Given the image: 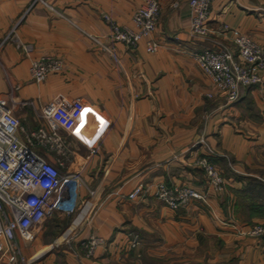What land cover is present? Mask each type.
<instances>
[{
  "label": "crops",
  "instance_id": "1",
  "mask_svg": "<svg viewBox=\"0 0 264 264\" xmlns=\"http://www.w3.org/2000/svg\"><path fill=\"white\" fill-rule=\"evenodd\" d=\"M141 3L0 0V97L29 131L44 124L49 102L69 112L65 171L79 173L80 202L90 201L77 224V215L45 218L34 240L19 241L22 254L31 264H264V237L228 225L264 222V210L239 196L251 178L264 182V82L230 103L194 58L235 50L222 25L264 45V0H214L207 37L189 31V0H159L155 53L145 37L135 50L115 43L103 16L132 27ZM43 55L62 59L64 69L36 83L30 68ZM201 139L217 153L220 193L194 164L206 152ZM158 182L192 186L204 200L172 209L150 192L128 197L138 184ZM130 233L139 236L136 247ZM90 236L103 242L88 257L82 241ZM10 260L0 251V264H17Z\"/></svg>",
  "mask_w": 264,
  "mask_h": 264
},
{
  "label": "built area",
  "instance_id": "2",
  "mask_svg": "<svg viewBox=\"0 0 264 264\" xmlns=\"http://www.w3.org/2000/svg\"><path fill=\"white\" fill-rule=\"evenodd\" d=\"M132 16V27L119 25L104 14L115 43H122L128 49H137L142 38H147V50L155 53L159 49L153 38L161 15L159 0H141ZM214 0H189L191 20L189 31L198 37L211 35V7ZM222 34H229L235 50L222 46L204 49L194 54L202 74L215 86L217 91L230 103L237 102L242 89L264 82V45L242 33L239 29L222 25ZM64 69L62 59L43 55L34 59L30 74L36 83L44 82L52 72ZM44 124L29 131L16 116L7 99L0 97V251L10 252L12 262L31 264L21 251L20 240L32 241L36 227L55 213L68 216L81 213L90 201L80 202V175L65 171L72 153L70 143L62 131L72 125L67 110L56 102H49L42 109ZM199 143L205 153L194 164L203 169L208 186L220 193L226 181L218 165L212 160L217 153L205 139ZM151 193L172 209L189 205L194 200H204V195L188 185L165 182L152 185L138 184L129 198ZM94 193V192H92ZM82 205V208H81ZM241 236L264 237V222L248 227L231 221L229 224ZM133 237L131 246L139 244V236ZM103 239L90 236L82 241L85 255L93 256Z\"/></svg>",
  "mask_w": 264,
  "mask_h": 264
},
{
  "label": "trees",
  "instance_id": "3",
  "mask_svg": "<svg viewBox=\"0 0 264 264\" xmlns=\"http://www.w3.org/2000/svg\"><path fill=\"white\" fill-rule=\"evenodd\" d=\"M249 184L251 186L244 188V190L240 192L239 196H242L245 201H247V199H250L255 210H264V182L260 181L259 179L251 178ZM252 192L254 193L252 194ZM255 197H261L262 200L259 201L260 199H255Z\"/></svg>",
  "mask_w": 264,
  "mask_h": 264
}]
</instances>
